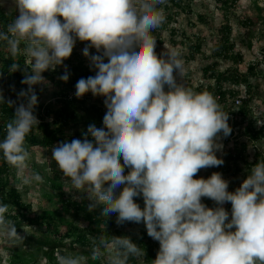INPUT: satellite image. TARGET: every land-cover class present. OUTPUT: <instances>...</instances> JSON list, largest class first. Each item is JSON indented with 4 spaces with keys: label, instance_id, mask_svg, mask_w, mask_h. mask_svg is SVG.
Here are the masks:
<instances>
[{
    "label": "clouds",
    "instance_id": "clouds-1",
    "mask_svg": "<svg viewBox=\"0 0 264 264\" xmlns=\"http://www.w3.org/2000/svg\"><path fill=\"white\" fill-rule=\"evenodd\" d=\"M168 0H14L18 15L0 31L13 59L9 73L23 72L17 94L7 101L13 117L0 141L4 161L17 170L22 185L43 183L39 173L25 174L30 153L26 136L40 123L34 114L33 86L42 75L70 57L77 40L94 76L80 78L75 96L104 97L103 127L90 124L82 139L54 145L51 159L72 188L101 206L103 217L116 213L117 225L143 223L159 242L151 264H264V161L255 163L234 191L219 172L194 178L201 169L221 166L219 135L231 134L228 112L207 91L178 83L184 61L175 48L157 55L153 31L166 20L160 5ZM23 45V48H21ZM94 48L96 55H90ZM24 55L30 67L16 58ZM166 57V58H165ZM107 60V62H105ZM69 73L59 77L67 81ZM167 89V90H166ZM0 103H5L0 94ZM122 161V162H121ZM125 169L127 173L125 174ZM123 186V187H121ZM119 189V191H117ZM143 199V208L134 202ZM215 202L209 208L201 202ZM231 204V212L223 205ZM0 204V237L23 241ZM106 231V223L103 225ZM145 256L127 237L101 234L88 255L57 251L56 264H130Z\"/></svg>",
    "mask_w": 264,
    "mask_h": 264
},
{
    "label": "trees",
    "instance_id": "trees-1",
    "mask_svg": "<svg viewBox=\"0 0 264 264\" xmlns=\"http://www.w3.org/2000/svg\"><path fill=\"white\" fill-rule=\"evenodd\" d=\"M168 1V3H170L175 9H179L186 13L190 12L189 4H184L181 0ZM217 1L220 3V9L223 11L226 23L218 29L215 35L216 41L211 55L215 61L202 69L204 76L207 77V79L212 80L213 84L207 85L204 89L199 87L198 91L210 92L216 98L222 109L225 112H228V124L231 125V127H237L236 123L238 121H240V125L244 124L242 127L243 133L247 136L248 141L257 148L256 145L264 140V126L258 128L254 127L250 105L261 95H256V92L254 91L256 85H253L250 82V79L261 75L264 83V75L257 72L256 67L253 65H249L246 72L243 74L239 73L237 68H230L223 72H218V63L216 60L222 59L223 61L231 62L232 64H238L242 62V56L238 53H234V43L230 39L232 29L227 23L228 11L234 7L235 0ZM168 3L164 5V9H168ZM169 19H172V17ZM198 19L199 21L203 20L202 17H199ZM10 21H12L11 15L5 14L0 8V24L2 27H6ZM166 28V26L162 25L159 29L154 31L157 32ZM175 32V30L170 29L169 35L172 37ZM156 37L159 39L158 41H160V37L158 35H156ZM186 39L189 46V57L193 58L195 57V54L201 52L202 40L197 38L196 42L192 44L188 38ZM78 41L79 40L76 42ZM4 50H7V48L3 43L0 45V51ZM16 60L22 68L30 67L25 65V60L21 56L17 57ZM12 62L13 59L10 55L5 59L0 58V94H2L5 101V103H0V141L5 137L6 125L12 119L15 108V105L10 108L7 105V101H16L18 104L20 101L17 99V94L21 89L27 88V85L21 84V80L23 79L22 71H16L14 73L8 72V67ZM65 70L69 73V78L66 82L59 79V77L65 73ZM42 75L45 79L54 82L57 86L56 90L51 94L54 101L52 104L55 108L51 109L49 106L45 107L43 108V113L41 115V106H35L34 114L38 118H41V120L48 118L50 122L40 120L39 125L34 127L26 136L25 144L42 149L51 148L63 141V134L68 125L73 134L70 141L73 139H82V133L86 132L87 127L90 124H95L97 128L103 127L102 121L106 111L103 110L102 105H104L103 101L105 98L102 96L94 97L90 92L80 98L75 96V84L77 81L80 78H87L95 75V70L92 69L91 64L83 61L81 56L74 54L71 60H67L63 63V68L59 67L51 72L45 71ZM229 85L232 87H228ZM33 87L35 88V86ZM238 87L245 88L243 100H237V98L240 97L239 91L236 90ZM36 93L39 97L40 93L37 92V90ZM261 99L264 103V93ZM86 101H90L88 106H86ZM237 101L242 105L236 107L235 103ZM79 123H82V125L78 126ZM229 136H234L233 130ZM219 137H223V134L221 133ZM227 141L228 139L226 140V145L228 143ZM233 142L236 143L234 149H231L228 146L223 150L222 156L219 157L224 161L221 166L201 169L194 178L206 179L214 172H219L222 175V178H234L237 176L247 178V175L250 173L254 164L264 161V155L255 151L252 162H248L245 158L247 144L239 142L238 139L232 140V143ZM239 165H244V169ZM232 169L233 171L231 172ZM201 171L207 175L204 174L202 176L200 174ZM15 172L16 169L9 166L4 161L2 153H0V204L9 205L6 218L13 221L15 227H19L21 226V223H24L25 226L28 227L44 229V234H41L40 236L30 234L29 236L23 237L22 243L27 246L32 245L34 248V254L30 255L37 256L41 253L45 258L54 261V250L58 251L62 248L75 250L76 247L80 249L81 254L88 255L92 239L104 234L109 236L127 237L133 243L143 248L145 256L142 257V261L146 264H151V261L155 259L159 250V242L153 240L147 235L143 223L137 224L134 222H125L122 225H117V214L113 213L107 218L103 217L100 215L101 206L99 205L93 208L92 211H89V204L84 199L77 200L65 194L60 170H53L48 176H41L44 179V183H46V185H48L54 192L55 197L60 203L61 210H42L38 214H32L31 205L23 202L19 191L14 184L13 174ZM126 173L127 169H125V174ZM117 191H119V189ZM228 191H233V184L228 187ZM134 202L143 208L144 204L142 196L135 197ZM201 202L210 208L216 206L215 202L208 198H202ZM225 204L226 207L231 210L230 202H226ZM66 216H71L74 220H82L86 226L79 227L75 223L66 220ZM105 223L107 233H105L103 229ZM125 224L130 227H137L139 229L138 234L132 237L126 236L125 230L123 229V225ZM16 250L17 248H13V252ZM137 261L138 259L131 258L130 264H136ZM12 262L14 264L16 260L13 259ZM20 264H29V261L26 260ZM89 264H100V262L89 261Z\"/></svg>",
    "mask_w": 264,
    "mask_h": 264
},
{
    "label": "rangeland",
    "instance_id": "rangeland-1",
    "mask_svg": "<svg viewBox=\"0 0 264 264\" xmlns=\"http://www.w3.org/2000/svg\"><path fill=\"white\" fill-rule=\"evenodd\" d=\"M184 4H189L190 12L186 13L175 9L173 6L168 3V9L162 7L166 16L165 22L162 24L166 26V29L159 31H153L152 35L156 38V48L155 51L159 56L162 52H165V47L175 48L179 53L181 58L184 61L185 73L180 77L177 73H174L178 83H183L186 87L192 88L194 91L199 92L198 88L202 87L204 89L207 85H212L213 81L207 79L204 76L202 69L207 65L213 63L215 59L211 57L212 49L216 41V32L218 29L226 23L224 19L223 11L220 9V3L217 0H181ZM169 2V1H168ZM0 8L7 15H11L12 20L18 15V12L15 9L14 0H0ZM261 10V11H260ZM228 21L227 23L231 27V36L230 39L234 43V53H238L242 56V62L238 64H232L231 62L223 61L222 59L216 60L218 63V72H223L230 68H237L239 73L243 74L246 72V69L249 65L256 67V71L264 75V0H235L234 7L228 11ZM172 19H169L171 18ZM199 17H202V21H199ZM249 22V23H248ZM175 30V34L171 37L169 35V30ZM156 35L160 37L157 39ZM194 44L196 39L202 40L201 52L195 54V57H189V46L187 39ZM173 40V41H171ZM88 42L78 41L75 43L73 51L67 60H71L74 54L81 56L83 61H86L88 64H91L90 59L85 57L82 53L83 48ZM165 46V47H164ZM23 48V45H21ZM90 55H96L97 52L94 48L89 49ZM9 53L7 50L0 51V58L8 57ZM25 60V65H28L27 58L24 55H20ZM166 58V57H165ZM63 62V63H64ZM107 62V60H105ZM63 68V64L57 66L56 68ZM53 70H47L46 72H51ZM45 84L35 85L37 92L40 93L38 97L37 106H41L40 113L42 115L43 108L50 107L54 109L52 104L53 97L52 93L56 90V84L47 79ZM250 82L255 86L254 91L256 95H261L257 97L255 101L250 105L251 117L253 120V125L255 128L264 126V103L261 99L264 93V83L259 77L251 78ZM226 86V85H225ZM228 87H232L229 85ZM227 87V88H228ZM236 90L239 91V98L237 100H243L244 98V87H238ZM90 104V101H86V106ZM239 103H235L236 107H239ZM242 105V104H241ZM240 105V106H241ZM104 111L106 108L102 105ZM38 118V117H37ZM39 121L41 118H38ZM44 120V119H42ZM41 120V121H42ZM44 121L50 122L48 118H45ZM82 123H79L78 126H81ZM244 124L240 125V121L236 123L237 127L230 128L234 132L236 137H219L218 142L223 145L222 150L217 151V157H221L223 150L229 146V148L234 149L236 143H232V140H239V142H244L247 144V149L245 151V158L248 162H252L255 155V151H258L260 154L264 155V140L261 143L257 144L255 148L250 141H248L247 136L243 133ZM81 128V127H80ZM72 131L69 125L65 128L63 134V141H70L72 137ZM228 139L227 145L226 140ZM26 150L30 153L29 159L26 161L27 169L25 174L39 173L40 175L48 176L53 170H59L55 161L51 159V148H37L24 145ZM257 149V150H256ZM244 169V165H239ZM233 169L231 170V172ZM203 176V171L200 172ZM249 174V173H248ZM207 175V174H206ZM62 184L64 192L67 196L81 200L84 199L88 204L93 203L87 198V189L82 190L81 193H77L75 189L72 188L71 181L69 178H66L62 175ZM14 184L19 191V194L25 204L31 205V213L38 214L42 210L49 211H60V203L55 197L54 192L51 188L46 185V183H37L33 182L31 185H22L19 176L17 175V170L13 174ZM228 181V187L233 184V191L240 186L244 179L242 177H225L223 178ZM209 207V206H208ZM226 211L231 212L230 209L226 207V204L223 205ZM210 208V207H209ZM66 220L75 223L79 227H85L86 224L82 220H74L71 216H66ZM17 233L21 237L29 236L33 234L34 236H40L43 233L44 229H38L36 227L25 226L24 223H21V226L16 227ZM126 236H136L139 232L137 227L128 226L127 224L123 225ZM13 248H17L13 252ZM64 255L80 253V249L76 247L75 250H69L68 248H62L58 250ZM57 250H54L56 254ZM34 248L32 245L27 246L22 242L11 243L7 239L0 237V264H13L12 260L15 259L14 264H20L21 262L29 261V264H56L55 260L50 261L45 258L41 253L37 256H33ZM136 264H146L142 261V258L138 259Z\"/></svg>",
    "mask_w": 264,
    "mask_h": 264
},
{
    "label": "built area",
    "instance_id": "built-area-1",
    "mask_svg": "<svg viewBox=\"0 0 264 264\" xmlns=\"http://www.w3.org/2000/svg\"><path fill=\"white\" fill-rule=\"evenodd\" d=\"M10 22H12V21H10ZM10 22H9V23H10ZM6 27H7V26H6ZM6 27L3 28L2 25L0 24V31H6ZM1 44H3V42H0V45H1ZM236 103H239V101H237Z\"/></svg>",
    "mask_w": 264,
    "mask_h": 264
}]
</instances>
